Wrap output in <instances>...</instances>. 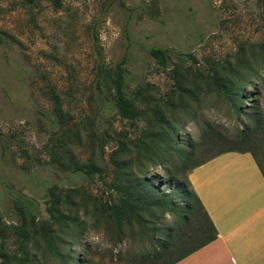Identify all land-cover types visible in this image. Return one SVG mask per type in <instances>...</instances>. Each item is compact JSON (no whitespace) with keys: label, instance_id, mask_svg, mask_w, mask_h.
Masks as SVG:
<instances>
[{"label":"rangeland","instance_id":"1","mask_svg":"<svg viewBox=\"0 0 264 264\" xmlns=\"http://www.w3.org/2000/svg\"><path fill=\"white\" fill-rule=\"evenodd\" d=\"M123 58L133 118L115 102ZM230 147L264 155V0H0V264L172 259L141 260L176 219L160 194L180 202L173 183ZM130 194L155 230L123 222Z\"/></svg>","mask_w":264,"mask_h":264},{"label":"crops","instance_id":"2","mask_svg":"<svg viewBox=\"0 0 264 264\" xmlns=\"http://www.w3.org/2000/svg\"><path fill=\"white\" fill-rule=\"evenodd\" d=\"M189 179L218 234L174 264H264V175L252 153L223 152Z\"/></svg>","mask_w":264,"mask_h":264},{"label":"trees","instance_id":"3","mask_svg":"<svg viewBox=\"0 0 264 264\" xmlns=\"http://www.w3.org/2000/svg\"><path fill=\"white\" fill-rule=\"evenodd\" d=\"M30 3L35 2L36 0H28ZM55 4L59 6L61 4V0H54ZM172 51L167 48L162 47H151L149 49V53L157 60L159 64H161L164 67H167L169 65L170 60V54ZM186 53H179V57H184ZM127 60L126 58H123L113 69L112 71V80L114 84V96H115V102L118 109L119 114L122 117L125 118H133L134 113V104L131 99V97L128 95L126 90V82H127V69H126ZM101 81H99L100 83ZM241 107V106H240ZM250 109V108H248ZM249 111L244 110V113H248ZM168 141L170 142V137L168 138ZM245 138L237 139L238 143H244ZM149 145V144H148ZM145 145V146H148ZM146 151H151V147L148 146V149ZM227 151H241V152H250L254 156L262 174L264 175V155L261 152L260 148H250V147H244V148H238V147H230L227 149H224L220 152H217L216 154L212 155L211 157L201 160L199 163L195 164L193 168L196 166L206 162L210 158H213L223 152ZM73 171H82L84 174L88 176H93L94 172L91 168L81 165H75L72 168ZM190 170V171H191ZM148 183V182H147ZM174 186L183 194V199L180 202H176L171 197L170 192L161 193L160 195L163 197V203L160 204L162 207L161 212L166 211H172L175 210L176 219L173 221L172 225H167L163 228V233L166 237H155L153 236V239L158 242V249L152 253H150L147 258L144 256L142 257V262L146 263L148 261L152 263H157L159 260L166 259L167 255L170 253H174V250L178 247L182 250L181 253L177 254L172 259L165 260L162 264H174L178 260L184 258L194 250L198 249L199 247L211 242L217 237V229L209 217V214L207 213L206 209L204 208L200 198L198 197L197 193L195 192L191 181L189 178H187L184 181H177L173 183ZM154 186L155 184H151L149 182V186ZM155 195L159 194L157 188H154L153 190ZM141 197H134L133 194H130L128 197H126L123 200V210L121 211V219H124V223H126L129 226H132L134 221L138 222H144L146 224V218H143L142 215L137 213L136 210V204L138 200H140ZM160 200V198H159ZM57 201L53 198L52 203L53 206H56L55 203ZM153 204L152 203H146L147 209H149ZM53 208V207H52ZM51 208V209H52ZM56 210V209H54ZM153 216V215H151ZM154 218V217H152ZM153 219H151L152 221ZM195 221L197 223L196 228L194 229V235L201 234L203 235V238L200 239V241L197 244H193L190 248H187L188 241L194 236H187V237H181L180 232H182L185 228L190 227L191 225L195 224ZM122 224V222H121ZM147 227L150 229V231L155 230L154 225L150 226L148 223L146 224ZM155 234V232H152ZM152 234V235H153ZM195 240L194 242H196ZM193 242V243H194ZM180 244V245H179ZM192 244V243H191ZM181 246V247H180ZM176 253V252H175ZM143 256V255H142ZM3 254L0 252V258H3ZM146 258V259H145ZM85 264V263H81Z\"/></svg>","mask_w":264,"mask_h":264}]
</instances>
